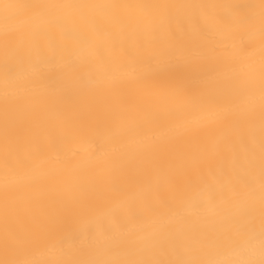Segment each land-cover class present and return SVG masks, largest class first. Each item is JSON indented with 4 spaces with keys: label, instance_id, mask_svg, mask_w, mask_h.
<instances>
[{
    "label": "bare ground",
    "instance_id": "obj_1",
    "mask_svg": "<svg viewBox=\"0 0 264 264\" xmlns=\"http://www.w3.org/2000/svg\"><path fill=\"white\" fill-rule=\"evenodd\" d=\"M0 264H264V0H0Z\"/></svg>",
    "mask_w": 264,
    "mask_h": 264
}]
</instances>
